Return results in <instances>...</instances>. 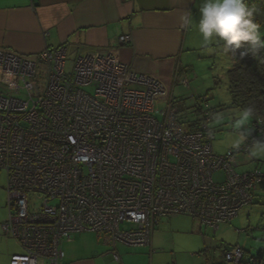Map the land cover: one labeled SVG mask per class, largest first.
I'll list each match as a JSON object with an SVG mask.
<instances>
[{
	"label": "built area",
	"instance_id": "1",
	"mask_svg": "<svg viewBox=\"0 0 264 264\" xmlns=\"http://www.w3.org/2000/svg\"><path fill=\"white\" fill-rule=\"evenodd\" d=\"M66 59L65 45L33 55L0 48V169L8 207L2 230L24 251V264H60L62 241L82 231L103 234L119 261L113 245L148 244L163 216L186 215L217 229L251 200L263 175L236 166L257 123L244 125L242 145L217 155L207 104L199 127L187 130L160 80L106 51L78 55L69 70ZM160 100L167 106L157 110ZM225 257L238 263L243 251L235 246Z\"/></svg>",
	"mask_w": 264,
	"mask_h": 264
},
{
	"label": "crops",
	"instance_id": "2",
	"mask_svg": "<svg viewBox=\"0 0 264 264\" xmlns=\"http://www.w3.org/2000/svg\"><path fill=\"white\" fill-rule=\"evenodd\" d=\"M203 3L204 0H0V48L33 55L65 45L71 61L81 54L110 52L132 70L160 80L169 94L168 88L174 82L186 79L182 68L189 65L191 50L198 48L197 21ZM188 13L193 19L191 27L181 19ZM124 34L131 41L120 44L117 38ZM5 192L6 185L3 190L0 187V264H24V251L2 230L8 216ZM184 217L193 222H186ZM217 230L186 215L163 216L153 226L148 244H115L119 261L110 254L111 246L103 234L76 232L69 241H62L64 256L60 264H225L216 257L230 246L214 244L210 231Z\"/></svg>",
	"mask_w": 264,
	"mask_h": 264
},
{
	"label": "rangeland",
	"instance_id": "3",
	"mask_svg": "<svg viewBox=\"0 0 264 264\" xmlns=\"http://www.w3.org/2000/svg\"><path fill=\"white\" fill-rule=\"evenodd\" d=\"M261 37L264 38L262 32ZM196 40L198 48L191 50L192 58L189 65H184V68H182L183 73L186 74L184 77L188 80V86L183 85L181 79H179L178 82H174L168 88V96L183 99L188 107L195 103V97L206 95L209 105L215 107L214 117L209 122V127L213 132L212 150L217 155H224L227 150L235 149L244 142V124L249 120V117H245L242 111L236 107H226L230 103L226 71L231 65V55L229 51L225 52L223 50L225 48L223 41L217 38L212 43H205L200 32ZM72 64L73 61L67 57L66 69L69 70ZM40 82H42V77ZM224 105L225 107H223ZM166 106V101L160 100L156 104V109L162 110ZM180 113L184 122L186 119L193 118L191 114L182 111ZM156 116L161 120V115L157 114ZM183 128L185 129V123H183ZM237 162L236 169L239 172L257 167L264 173V141L259 140L256 144L250 146L247 151L240 152L237 155ZM216 175L221 176L220 174ZM5 185L6 173L0 169V187L2 190ZM34 200L35 204L40 203V199L37 197ZM184 220L193 222L187 217H184ZM127 227L131 228L132 225H121L123 229ZM210 233L212 241L215 239L214 244L218 246L221 244L227 246L239 245L253 255H256L259 249L264 250V186L256 190L254 201L242 207L233 220L220 225L216 232L212 233L210 231ZM183 259L186 262L188 260L186 257ZM216 259L225 264H235L225 261L220 253Z\"/></svg>",
	"mask_w": 264,
	"mask_h": 264
},
{
	"label": "trees",
	"instance_id": "4",
	"mask_svg": "<svg viewBox=\"0 0 264 264\" xmlns=\"http://www.w3.org/2000/svg\"><path fill=\"white\" fill-rule=\"evenodd\" d=\"M246 3L252 9H254V22L260 26V32H262L263 35L264 0H246ZM246 49L247 44L242 43L241 48L237 49L236 51H229V54L231 55V65L227 69L226 74L228 81L227 89L230 94V103L226 107H236L240 111H242L243 114L246 110H251L250 113L247 115L249 117V120L246 121L245 124L250 126L252 123H257L255 126L251 127L250 131V133L255 137L253 144L250 145L252 146L256 144L259 140L264 141V48L260 49L258 53H249L245 55L244 53ZM195 100L196 101L192 106L187 107L183 99H175L174 97L170 98V106L174 109L176 121L182 126L183 123H185V129L187 130H195L199 127L201 108L204 104H207L209 106V111L212 114V119L214 117L215 107H211L209 105L206 95L195 97ZM223 107H225V105ZM181 111L185 112L186 114H191L193 118L186 119L184 122L180 113ZM247 132V130L245 132L244 128V142L247 137ZM211 134L213 138L212 131ZM252 170H258L263 175V179L257 185V187L250 193L251 200L248 203L242 205L233 218L221 222L219 225L223 223H229L231 220H233L242 207L247 204H251L254 201L256 190L259 188V186L264 185V173H262L257 167H254L252 169L249 168L248 170H246V172ZM202 225L210 227L207 224ZM211 229L217 230L218 228ZM115 244L113 245L114 249ZM235 246L239 245H232L228 248L226 247L225 249H223V257L225 261H227L225 257L226 252ZM239 247L243 251V259L235 264H264L263 249H259L256 255H251L247 250L245 251L244 248H242L241 246Z\"/></svg>",
	"mask_w": 264,
	"mask_h": 264
},
{
	"label": "clouds",
	"instance_id": "5",
	"mask_svg": "<svg viewBox=\"0 0 264 264\" xmlns=\"http://www.w3.org/2000/svg\"><path fill=\"white\" fill-rule=\"evenodd\" d=\"M253 17L254 9L247 5L246 0H204L199 8L197 28L205 43H212L217 38L223 41L225 52L236 51L246 43L245 55L258 53L264 48V38ZM181 19L185 26L191 27L193 19L190 13ZM250 111H245V117Z\"/></svg>",
	"mask_w": 264,
	"mask_h": 264
}]
</instances>
